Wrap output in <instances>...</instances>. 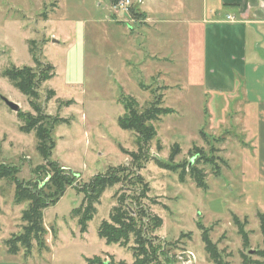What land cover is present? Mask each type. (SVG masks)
Wrapping results in <instances>:
<instances>
[{
  "label": "rangeland",
  "instance_id": "rangeland-1",
  "mask_svg": "<svg viewBox=\"0 0 264 264\" xmlns=\"http://www.w3.org/2000/svg\"><path fill=\"white\" fill-rule=\"evenodd\" d=\"M54 1L0 0V169L13 172L0 176V240L22 233L29 204H16L17 182L43 187L52 162L76 174L75 183L44 211L47 249L33 242L29 258L24 249L16 255L24 264H264L262 108L246 106L242 91L229 98L204 93L196 33L190 52L189 36L198 28L187 23L198 10L178 3L183 0H129L128 8L120 5L125 0ZM48 66L54 77L45 82ZM13 67L41 73L38 104L52 118L68 120L55 128L47 161L35 133L21 131L24 123L3 100L36 114L3 76ZM251 83L250 101L263 92ZM129 101L139 114L155 104L171 111L152 122L151 141L119 127ZM114 174L120 181L92 199L96 214L82 233L73 212L84 213L90 203L86 184ZM136 176L144 188L135 185ZM124 204L144 241L131 235L123 245H108L99 227Z\"/></svg>",
  "mask_w": 264,
  "mask_h": 264
},
{
  "label": "trees",
  "instance_id": "trees-1",
  "mask_svg": "<svg viewBox=\"0 0 264 264\" xmlns=\"http://www.w3.org/2000/svg\"><path fill=\"white\" fill-rule=\"evenodd\" d=\"M53 6H56L57 0L54 1ZM37 66H41V62L34 59ZM45 71L44 81H48L54 77V67L48 66ZM37 71L31 67L24 68H11L4 71L3 76L7 78L11 84L23 95L30 100V105L36 112L35 115L31 113L24 114L18 113L20 120L24 123L21 127V131L24 133L34 132L37 141V151L40 157L47 161L52 157V153L55 149L56 142L52 136L55 128L62 124L67 123L66 119H54L51 116L44 113L43 108L38 104L39 100V87L41 85V76L36 73ZM137 105L133 101L125 103V114L119 118V127L124 131L135 132L141 136L144 141H151L156 136V131L151 126L152 122L158 121L160 117L170 114L171 111L164 109L155 104L153 108L146 110L144 113L139 114L136 108ZM140 139L137 141V145L140 146ZM218 159V157L216 158ZM53 167V176L48 184L43 187L39 185L28 184L27 186L21 185L17 182L16 187V204L22 205L28 203L29 207L22 213L23 228L22 233L18 236H13L10 240H6L4 245L7 249V254L17 255L21 249L25 250V256L29 258L33 250V242L37 243L39 249L46 250L44 236L47 231L44 227V211L58 203V201L64 196L67 189L72 187L75 183L76 174L71 171H66L63 168H59L56 164L49 162ZM193 165V163L191 164ZM194 171L193 168H191ZM126 171L121 169L120 172ZM191 171V172H192ZM13 172L11 169H0L1 179H8ZM197 182L198 188L204 189V180L198 179L194 174L191 176ZM120 180L116 178V174L111 176H96L87 183L84 190L89 194L90 203L82 213L81 208L74 210L73 215L78 218V223L82 233L87 232L88 223L92 221L96 214V208L93 207L92 199L100 196L105 190L112 188ZM180 181L184 182V176H180ZM135 185L145 186L143 179L139 176L135 177ZM144 190V189H143ZM142 190V191H143ZM123 209V210H122ZM115 208L110 222L103 221L99 227L98 234L101 239L105 240L108 245L127 243L131 235L138 236L140 243L143 240L142 226L137 227L138 221L133 218L132 207L128 204H124V207ZM140 216L146 217L144 214ZM261 231L264 237V215L259 214ZM237 224L239 223L236 218ZM239 225V224H238ZM241 231V230H240ZM203 242L206 250L209 254L213 255V245L204 233ZM157 252V249H154ZM87 264H106L96 259H86Z\"/></svg>",
  "mask_w": 264,
  "mask_h": 264
},
{
  "label": "crops",
  "instance_id": "crops-1",
  "mask_svg": "<svg viewBox=\"0 0 264 264\" xmlns=\"http://www.w3.org/2000/svg\"><path fill=\"white\" fill-rule=\"evenodd\" d=\"M158 1L160 4L165 3ZM180 2L192 5L191 8L199 12L196 18L187 23L198 28L189 36L190 52L193 50L192 39L196 33L195 39L200 44L202 56L204 93L229 98L242 91L241 94L248 102L246 106L257 103L262 108L261 115L264 117V0H183L178 3ZM145 13L152 24L156 23L149 10H145ZM253 80L259 87L262 86L263 92L250 101L254 86L250 82ZM262 124L261 140L264 137V119ZM4 242L0 240V264H24L16 255L7 254Z\"/></svg>",
  "mask_w": 264,
  "mask_h": 264
},
{
  "label": "water",
  "instance_id": "water-1",
  "mask_svg": "<svg viewBox=\"0 0 264 264\" xmlns=\"http://www.w3.org/2000/svg\"><path fill=\"white\" fill-rule=\"evenodd\" d=\"M109 12L106 10V14H108ZM3 100L5 101L6 105L9 107V109L12 111V112H15V113H19L20 111V106L6 98H3ZM193 163V162H192ZM252 253V252H251Z\"/></svg>",
  "mask_w": 264,
  "mask_h": 264
},
{
  "label": "built area",
  "instance_id": "built-area-1",
  "mask_svg": "<svg viewBox=\"0 0 264 264\" xmlns=\"http://www.w3.org/2000/svg\"><path fill=\"white\" fill-rule=\"evenodd\" d=\"M120 5L123 6V7L128 8L129 5H130V2H129V0H125V1H123ZM229 19H231V17H229Z\"/></svg>",
  "mask_w": 264,
  "mask_h": 264
}]
</instances>
